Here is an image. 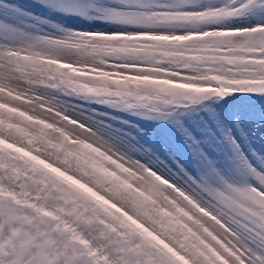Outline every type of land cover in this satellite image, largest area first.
<instances>
[{"label":"rangeland","instance_id":"obj_1","mask_svg":"<svg viewBox=\"0 0 264 264\" xmlns=\"http://www.w3.org/2000/svg\"><path fill=\"white\" fill-rule=\"evenodd\" d=\"M24 6L42 11L30 0H24ZM209 35L214 34H205ZM204 38L144 39L153 40L164 49H176L190 40ZM220 51L177 53L159 52L147 46L109 49L83 45L79 55L86 62L67 63L38 56L29 58L25 72L12 82L0 79V264H167L169 259L175 264H196L197 257L208 261L209 256L199 247L193 248V255L177 251L194 236L181 219L191 220L188 213L163 192L155 188L143 191L136 185L146 174L160 185L171 186L139 169L134 161L124 160L110 141L65 116L66 109L58 100L75 96L96 101L89 110L102 118L106 128L124 141L120 147H127L134 157L132 150L143 147L166 162L169 153L175 154L190 166L189 149L172 119H178L200 140L207 135L200 129L201 118L208 119L206 111L178 112L169 119L134 113L144 111L142 106H163L176 96L228 91L206 86L204 81H244H226L219 75L177 79V73L162 71L157 66L132 70L151 74H129L122 66L109 63L107 57H161L201 66L216 62V53ZM219 59L264 63L239 57ZM160 62L155 59L156 64ZM212 107L220 114L224 128L232 131L235 114L259 116L264 100L235 93L216 101ZM210 131L222 140L223 133L214 123H210ZM204 147L208 149L207 144ZM256 147L264 151V146ZM134 169L141 174L137 175ZM121 193L128 196L122 197ZM162 204L174 211L161 207ZM252 211L264 212V208L253 206ZM161 233L174 234L176 247L162 239ZM199 244L218 264H226L203 241Z\"/></svg>","mask_w":264,"mask_h":264},{"label":"snow or ice","instance_id":"obj_2","mask_svg":"<svg viewBox=\"0 0 264 264\" xmlns=\"http://www.w3.org/2000/svg\"><path fill=\"white\" fill-rule=\"evenodd\" d=\"M30 3L42 11L25 7L24 0H0V79L9 82L25 72L29 58L43 56L67 63L86 62V58L79 55L83 45L109 49L147 46L159 52L177 53L221 50L216 53V62L201 66L161 57H107L109 63L122 66L129 74H151L132 70L157 66L162 71L177 73V79L219 75L226 81H244H204L206 86L228 91L176 96L163 106H142L144 111L134 113L146 118L169 119L178 112L206 111L208 119L201 118L200 129L207 135L200 140L194 138L178 119H172L189 149L190 166L172 153L168 154L166 162L143 147L132 150L135 157L127 147L122 149L120 145L124 141L106 128L101 117L89 110L97 104L94 100L65 96L58 103L65 107L64 115L69 119L110 141L118 156L134 161L139 169L151 172L171 186L160 185L146 174L136 185L143 191L155 188L163 192L191 217V220L181 218L194 233L183 248L177 247L181 255H193V248L199 247L209 260L197 257L196 264H218L215 257L199 244L203 241L226 264H264V212L252 211L253 206L264 208V151L256 147L257 144L264 146V108L259 116L235 114V127L228 131L220 114L212 107L216 101L235 93L264 100V63L219 59L239 57L264 61V0H30ZM222 33L234 35H215ZM147 37L205 38L190 40L176 49H164L153 40L144 39ZM69 56L77 59H66ZM155 59L161 62L156 64ZM210 123L223 133L222 140H217L211 133ZM134 170L137 175L141 174ZM121 196L128 194L121 193ZM161 207L174 211L167 204ZM172 235L161 233V238L176 247ZM167 264L175 262L169 259Z\"/></svg>","mask_w":264,"mask_h":264},{"label":"trees","instance_id":"obj_3","mask_svg":"<svg viewBox=\"0 0 264 264\" xmlns=\"http://www.w3.org/2000/svg\"><path fill=\"white\" fill-rule=\"evenodd\" d=\"M177 145H178L179 147H181V143H177Z\"/></svg>","mask_w":264,"mask_h":264}]
</instances>
